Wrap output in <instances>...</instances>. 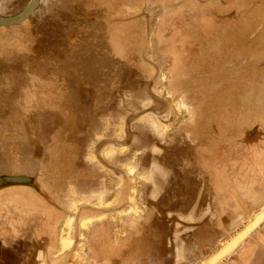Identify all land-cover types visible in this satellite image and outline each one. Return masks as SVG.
Instances as JSON below:
<instances>
[{"label": "rangeland", "instance_id": "374dc122", "mask_svg": "<svg viewBox=\"0 0 264 264\" xmlns=\"http://www.w3.org/2000/svg\"><path fill=\"white\" fill-rule=\"evenodd\" d=\"M166 1L174 0H39L27 20L0 26V43L22 51H0V176L26 180L0 196V227L9 220L12 230L0 239V264L27 252V219L50 213L57 202L46 185L55 180L71 190L60 205L93 212L58 230L65 264H202L262 208L219 204L256 197L264 183V54L255 49H264V0L229 5L246 22L214 19L206 4L197 22L187 0L171 14ZM30 2L0 0V16ZM48 78L62 81L65 100L51 107L59 109L43 100L24 108L23 94L46 93ZM191 95L203 101L202 131ZM262 231L264 223L219 264H264V248L249 251Z\"/></svg>", "mask_w": 264, "mask_h": 264}, {"label": "crops", "instance_id": "0c3cea01", "mask_svg": "<svg viewBox=\"0 0 264 264\" xmlns=\"http://www.w3.org/2000/svg\"><path fill=\"white\" fill-rule=\"evenodd\" d=\"M247 1H251V0H187L188 5L190 4V6H191L190 7V11L192 13L191 17H192V19L196 18L197 22L199 20L197 7H199L201 5H205V4H206V14L211 16L214 19L222 18L225 21V19H227V18H234V19L238 18L237 20L240 21V22L243 21V20L245 21V20L248 19L249 16L241 15L242 12H243V9H239V8H236V7H230L229 5L230 4H234V3H246ZM256 1H259V0H254L253 3H255ZM181 3H182V0L166 1V3H164L166 12H168V14H171V13H174V12L183 13L186 10H181V9H184L183 6L180 7ZM185 5H186L185 8H187V3H185ZM228 9H231L232 11L228 15H225V11L228 10ZM133 14L134 13H130V15H133ZM183 15L188 16V13L186 12ZM118 18L122 19L123 16H119L118 15ZM136 18H138V19L142 18V20H147L148 16H140L139 15ZM259 21H260V25H259V28L257 30L262 32V31H264V11H263ZM241 27L242 26H239L238 29L234 28L229 33L234 32L236 34L238 32H241V30H243ZM12 47H14V50H12V52H14V53L15 52H22V51H20V49H21L20 47L21 46H19V45L9 46L7 44L5 45V44L0 43V51L5 50V52H6L8 50H11ZM255 49L257 50V54H258L257 56L258 57L260 56V54H264V53H261L264 50L262 48V46L260 48L256 47ZM26 52H28V51H26ZM177 77H179L178 73H177ZM32 79L33 78H30V82H31ZM171 79L175 82V77L174 76H172ZM56 81L57 80H55V79H49V78L47 79V81H46V85H47L46 93L36 94L35 92H32L30 90L26 91L23 94L24 95V99H23L22 102H24V104H25V105L22 104L23 107L24 108H29L30 107L31 109H33V103L34 102L36 104V103H38V101L43 100V101L46 102V106L51 108L52 106H54V102L55 103H57V102L60 103L63 100H65V99H63V96H65V93H63V91H60L61 90L60 88L62 86V81L58 80L60 82L57 85H56ZM37 83H38V81H37ZM39 95H41V96L43 95L42 98H40ZM190 100H192L194 102L191 105V115H192L193 119H194V117L196 118V120H194V123H195L196 127L198 129H201V131H202V130H204V125L206 123L204 122L205 120H204L203 113L200 111V109L197 108L198 107V103L203 102L202 98L200 96H197V95H191ZM53 108H55V110L59 109L56 106L53 107ZM53 108H51V109H53ZM47 110H48V108H47ZM62 111H61V113H63V114H61V115L63 117V116H65V110L63 109ZM209 116H210V120H211L212 119L211 115L208 114V117ZM211 124H212V122H211ZM202 125H203V127H202ZM207 148H208V146H207ZM228 156H230V154ZM228 156L225 157V158L228 159ZM0 177L10 178L11 176L10 175H7V176L5 175V176H0ZM2 179H4V178H2ZM5 183H7V182L4 180L3 184H5ZM54 183H61V182H59L58 180L57 181L55 180V182L52 181L51 185L47 184L46 186L50 190L53 198H55L54 202H57V203L51 205L48 202V208L51 207L52 209H51L50 213H48L46 215H44L45 213L42 212L41 210H36L35 212H31L32 213L31 215H34V216H32V217L27 219L29 221L28 223H29V225L31 227V230H30L31 234H30V236L27 237V240H26V244L28 246L27 249H26L27 252L25 253L24 256H23L24 253H18V255L14 254L11 257V260L13 261L12 264H17V262H18V264H21L19 262H24V261L29 260L30 259V256H29L30 255V250H38V251H40V253L42 254V258L44 257V255H46V257L48 256L51 259L50 263H52V264H65V261L71 259L70 254H69L68 258L66 256L68 254H65V252L68 249L66 250L65 248L63 249V247H59L61 242H64L66 239L65 238H60L58 230L60 228H62L63 230H65V228L70 230L72 222H71L69 228L66 227V225H65L67 223L68 219H70V218L77 219L78 218L79 221L85 220L87 218V214L88 213H93V212L91 210H87L86 207H78L76 212H75V210H73L74 211L73 212L71 210V206L70 205L68 207L60 205L61 201H64L63 197H67V195H69L71 190L69 188H68V191H65V188L64 189L63 188L62 189H57L53 185ZM258 183L259 184L256 187V189H257L256 190V193H257L256 197H253V195H252L253 193H251L249 195L248 199H247V196H246V198H244L241 193L240 194H232L231 197L227 195L224 198L223 202L219 204V206L221 207V211L222 212H237V211H240V210H242L240 208L244 207L247 204V202L248 203H260V206H262V208L260 210H262L264 208V183H263V181H259ZM216 184H220V182H218ZM253 184H255V182ZM10 186L11 185L8 184V183L6 185H3L0 188V196H3V194L6 193L5 192V190H7L6 188H9ZM23 186H28V185H23ZM217 186H219V185H217ZM217 186H215V191H219L220 188H221L220 186L217 188ZM40 196L43 197L44 194L41 193ZM2 204L3 203L1 201L0 202V210H3L2 209ZM10 206L11 205H8L6 208H4V210L7 209V208H11ZM24 209H28V207H23V210ZM40 213L42 215H38ZM71 213H76V215L72 217ZM35 216H36V218H35ZM10 220H12V219L10 218ZM74 221L75 220H73V223H74ZM2 222H3V226L0 227V239H4L3 235L7 234L8 231L9 232L12 231L10 228H8L9 220H8V222H6V221H2ZM16 222H18V221H16ZM18 223L23 224L21 222H18ZM13 227H15V226H13ZM15 228H19V227H15ZM263 235H264V231H262L260 238H258V240L255 242L256 243L255 250H254V248L253 249L251 248L249 250L250 253H251V251H253V252L255 251V253H256L259 249L264 248V243H263L264 240H262V242L260 241L261 238H263L262 237ZM22 237H24V235ZM101 237L102 236H99L97 234L96 238H94L95 239L94 240V245H95L94 246V252L95 253L98 250V245H99L98 243H100ZM105 237H106V235H105ZM101 242H102V240H101ZM123 243L126 244V245L130 244L128 238H126V241H124ZM41 244L44 245V249L45 250H43L41 248V246H40ZM105 245H106L107 249H112V247L109 248L108 244L105 243ZM114 248H116V249H113L114 251H119L117 247H114ZM124 250L125 249H123V247H122L121 252H124ZM5 252L6 251H4V254H5ZM28 252H29V255H28ZM63 253H64V255H63ZM250 253H249V255H250ZM20 254L22 255V257H19ZM248 257L249 256H247V258ZM0 258H1V256H0Z\"/></svg>", "mask_w": 264, "mask_h": 264}, {"label": "water", "instance_id": "95a60500", "mask_svg": "<svg viewBox=\"0 0 264 264\" xmlns=\"http://www.w3.org/2000/svg\"><path fill=\"white\" fill-rule=\"evenodd\" d=\"M37 0H31L30 4L25 8V10L10 18H0V26H11L22 22L24 19L28 18V14L35 6ZM7 183L15 185L22 184L26 180L20 177H10L4 179ZM264 223V208L253 215L248 222L220 249L211 254L206 258L202 264H219L229 255H231L261 224Z\"/></svg>", "mask_w": 264, "mask_h": 264}, {"label": "flooded vegetation", "instance_id": "af4514ba", "mask_svg": "<svg viewBox=\"0 0 264 264\" xmlns=\"http://www.w3.org/2000/svg\"><path fill=\"white\" fill-rule=\"evenodd\" d=\"M209 154L210 153H208V160L210 159V157H209ZM5 179V178H4ZM4 179H0V181H4ZM29 187H31V188H34L35 189V187L34 186H32V185H28ZM37 191H38V189H36ZM39 192V191H38ZM40 194V193H39ZM41 195V194H40ZM53 205V204H52ZM51 225V224H50ZM31 230V229H30ZM29 233H31V232H29ZM5 250H4V248L1 250V252L3 253ZM38 253H39V251L38 250H31V259L27 262V263H25V262H19V263H21V264H38V258H39V255H38Z\"/></svg>", "mask_w": 264, "mask_h": 264}, {"label": "trees", "instance_id": "16d2710c", "mask_svg": "<svg viewBox=\"0 0 264 264\" xmlns=\"http://www.w3.org/2000/svg\"><path fill=\"white\" fill-rule=\"evenodd\" d=\"M37 2H39V0H37ZM34 7H35V6H34ZM34 7H33V8H34ZM33 8H32V9H33ZM30 12H32V10H31ZM21 13H22V12H21ZM16 15H17V14H16ZM18 15H19V14H18ZM14 16H15V15H14ZM14 16H9V17H3V16H0V18H10V17H14ZM24 20H27V18L24 19ZM24 20H23V21H24Z\"/></svg>", "mask_w": 264, "mask_h": 264}]
</instances>
